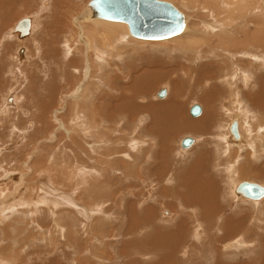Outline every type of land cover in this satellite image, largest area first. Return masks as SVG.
<instances>
[{"label": "rangeland", "instance_id": "rangeland-1", "mask_svg": "<svg viewBox=\"0 0 264 264\" xmlns=\"http://www.w3.org/2000/svg\"><path fill=\"white\" fill-rule=\"evenodd\" d=\"M62 1L65 0H0V25L3 24L4 28L0 32V194L5 191L6 195L32 200L42 188L47 189L45 203L28 205L17 200L20 204L3 214L0 220V264H184L181 254L185 246L192 249L185 257L188 260L186 264H205L210 251L198 247L200 244L195 238L196 235L201 236L198 224L206 223L202 220L205 219L211 225H219V221L222 224L228 216L234 220L240 217L245 220L247 216L241 230L237 226L238 230H234L233 236L241 231L247 236L246 239H251H243L239 245H233L234 253L227 256L230 260H224V264L228 261L242 264L250 261V258L264 255V201L260 202L264 199L253 201L254 203L251 201L253 205L249 203L250 200H246L249 208L243 206L247 202L233 193V185L228 182L231 177L229 169L233 163L237 165L236 168L251 169L241 175V181L250 180L264 185V65L260 64L264 61V47L259 43L247 42L251 30L255 28L251 19H264V0H259L262 4L253 0L252 11L246 14L240 12L242 14L238 17H230L226 8L236 9L238 6L232 3L242 0H172L173 4L181 6L184 10L179 8L188 14L189 25L195 30V34L200 37L204 35L203 39L208 40L203 43V49L199 52L201 54L197 53L194 60L192 58V61L187 62L185 53H192H182L179 50L182 48V43H178L181 40L158 44L122 33L116 43L119 51L121 47L122 56L109 60L110 67L105 66L106 58L97 66L94 58L90 57L91 64L95 67L94 76L92 72L87 76L86 57L81 51L72 49L73 45L80 47L75 41L79 36L75 32L77 29L74 19L82 15L90 0H66V3ZM222 5L226 7L222 8ZM59 12L61 18L57 17L59 20H56ZM24 17L31 18V31L21 38L14 29L17 22ZM206 20L222 22L226 26L225 30L218 31H225L224 37L212 36L205 28ZM225 22H229L228 25ZM92 25L95 24H89ZM98 27L100 28L97 26V29ZM133 39H140V42ZM68 44H71L70 47ZM119 51H115L114 56ZM177 53L178 57H175ZM250 54L257 55L258 58L253 59ZM146 58H151L152 63L146 62ZM169 58L187 62V69L190 68L188 63L192 64L197 72L199 70L197 78L200 80L190 82L189 76L183 75L179 68L177 71L182 73V78L178 80L175 77L173 83L172 80H167L164 73L161 79L151 81V76H137L139 72L155 68L160 60V63H166ZM203 67L210 71L206 77H202L205 73ZM242 67L248 70L253 68L250 69L252 76L247 86H243L245 82L240 80L244 79L237 78L236 75ZM136 71L139 72L136 74ZM226 75L227 78L231 77L227 81L224 78ZM84 83L89 86L81 98V104H78V107L86 105L83 115H80L86 128L82 130L81 122L75 121L77 111L76 105L71 103V97ZM238 87H241L240 91L247 87L240 95L248 108L246 114L254 116L256 120L258 116L255 114H258V120H262L257 122L252 121V118H245L248 121L245 132L252 147L247 144L243 147H231L221 138L231 119V113L225 112L222 106L226 105L231 111L235 104L232 99L233 88L235 90ZM162 88L167 89V94L159 98L157 93ZM249 91L251 95L248 94ZM175 92L178 93L177 96L181 93L180 100ZM87 93H90L92 101L89 94L88 101H85ZM11 94L16 99L14 104L8 102ZM93 101L97 107L101 104L102 107L105 106L102 108L104 113L109 112L105 117L108 121L99 118L102 122L99 133H103L104 141L100 140L99 134L93 128L94 114L90 112ZM164 103L170 105L166 107L168 114L182 116V125L201 121L207 112L209 118L211 117L210 121L205 128L200 125L196 130L181 127L177 131H166L169 136L166 133L161 134L170 137L171 144L166 152H160V140L153 125L158 128L157 125L162 122L153 123L154 109L151 110V106L159 105L156 110L163 115L166 114V108L165 112L162 111ZM194 103H200L203 107L199 116H192L190 113V107ZM174 105H180V108L176 106L179 110L173 111L176 109ZM178 127L180 125L176 128ZM186 135H193L197 140L189 149H182L180 140ZM166 137L163 138L165 141ZM136 138L143 143L139 142L142 147L140 146L141 152H137V155L130 146V140ZM256 144L263 145L259 148ZM129 149L124 171L123 162L117 155L129 152ZM158 168L159 171L156 172ZM188 168L192 170L181 176ZM84 170L86 173L90 172L84 176ZM10 171L14 175L23 174L22 182H15L13 174L4 179ZM42 176L45 179L44 186L39 182ZM202 177L204 180L212 179V187L217 196L216 208L221 211L218 212L219 215L211 213V205L208 210L213 214L212 217H204V206L201 203L206 200L204 196L207 191L201 188ZM190 180L195 184L194 191L189 189ZM95 182L99 183L96 185ZM27 186H30L29 190ZM32 189L33 192L27 198ZM146 207L153 208L152 217H147ZM103 209L104 212L101 211ZM167 209L171 214H166ZM87 213H91L90 218ZM143 216L152 221L147 219L150 221L147 222ZM254 216L256 218L253 220ZM257 218L261 221L256 220ZM211 225L207 226L211 228ZM214 231L217 230L214 228ZM208 236L213 238L210 234ZM239 236L235 235L233 239ZM180 237L181 243L178 242L177 247H173L172 244ZM233 239L226 238L227 241ZM254 241L257 242L256 245ZM146 242L156 247L157 250H153L155 253L147 248L149 243ZM240 245L243 250L235 248ZM212 254L214 253L211 251L209 257L213 256V260L210 264L215 262L216 256Z\"/></svg>", "mask_w": 264, "mask_h": 264}, {"label": "bare ground", "instance_id": "bare-ground-1", "mask_svg": "<svg viewBox=\"0 0 264 264\" xmlns=\"http://www.w3.org/2000/svg\"><path fill=\"white\" fill-rule=\"evenodd\" d=\"M165 1H167V0H165ZM172 0H170L169 2H171ZM205 1V0H204ZM221 1H223V0H221ZM220 1V2H221ZM226 1H229V0H226ZM240 1V0H239ZM256 1H259V0H256ZM256 1H254V2H256ZM263 1V0H262ZM261 1V2H262ZM63 3H66V0L65 1H62ZM192 2V1H191ZM213 2H215V0L213 1ZM218 2H219V0H218ZM237 2H238V0H237ZM251 2H253V0H242V1H240L239 3H232V5H235V6H238L236 9H234L233 8V10H230V8L229 7H227L226 9H227V12L229 13V16L231 17L232 15H233V17H238V15H240V14H242V13H240V12H244L245 14L247 13V12H249V11H252L251 10V7L254 5V4H252ZM260 2V1H259ZM260 2V3H261ZM1 3V2H0ZM46 4H47V1L45 2ZM68 3H70V2H68ZM171 3H173V1L171 2ZM192 3H194V2H192ZM206 3V2H205ZM231 3V2H230ZM11 4V3H10ZM89 2L87 3V5L85 6V8H84V10H83V13H82V15L80 16V17H78V18H75L74 19V24H75V27H76V35L77 36H79V38L77 39V40H75V41H77V43L78 44H80V47H78L77 45H73V47H72V49L73 48H75V49H77L79 52L81 51V53H82V55H84L85 57H86V60H87V62H85L86 63V70H87V76H89V73L90 72H92V74H93V76H94V74H95V67L91 64V60H90V57L92 56L93 58H94V60H95V62H96V64H97V66H99L100 65V63L101 62H103V58H106L107 59V62L105 63V66H107V67H110V64H109V60H113V57H117L118 59L119 58H121V52H122V50H121V47H120V51L117 49V47H116V43L118 42V39H120V37H122V35L123 34H131L130 36L132 37V36H134V35H132V33L130 32V30L128 31V28H129V26L127 27V22H124V21H114V20H108V19H104V18H100V17H98V16H94L93 15V12H92V9L89 7ZM220 4V3H219ZM221 4H222V2H221ZM224 4V3H223ZM256 4V3H255ZM258 4V3H257ZM262 4V3H261ZM2 5H4V3H2ZM175 5V4H174ZM185 5V4H184ZM183 5V6H184ZM227 5V4H226ZM226 5H222V8H225L226 7ZM12 6V5H11ZM176 6V5H175ZM257 6V5H256ZM4 7V6H3ZM3 7H1V8H3ZM180 11H182L179 7H181V6H176ZM219 7H220V5H219ZM255 7V6H254ZM262 7V6H261ZM9 8V7H8ZM182 8V7H181ZM217 8H218V6H217ZM183 9V8H182ZM184 10V9H183ZM219 10V9H218ZM1 11V10H0ZM226 11V10H225ZM183 12V14H184V21H185V26H184V29L180 32V33H178V34H176V35H174V36H171V37H168V38H164V39H146V38H140V39H144V40H151L150 42H152V41H155V42H158V44H160V43H163V42H172V41H174V40H181V41H179L178 43H182V48H184V49H179V50H181L182 51V53H184V51L185 52H191L192 54H190V53H185L186 55V59H185V61H192V58H193V60H194V58L196 57V54L197 53H199L200 52V50L201 49H203V43L205 42H207V41H205V38L203 39V37H205L204 35H203V37H200V35L198 36V35H196L195 34V30H193V29H191V26L189 25V17H188V14H186V12H184V11H182ZM189 12V11H188ZM219 12V11H218ZM7 13V12H6ZM201 13V12H200ZM63 15V14H62ZM218 15V14H217ZM219 16V15H218ZM61 18V16H60V12L57 14V16L55 17V18ZM26 18H29L30 19V28H29V32L27 33V34H21V32L19 31V30H16V29H14L15 30V32H19V35H20V37L21 38H23L24 36H26V35H28L29 33H30V31H31V18L30 17H26ZM56 19V20H59V19ZM223 19V18H222ZM21 20V19H20ZM218 20H219V18H218ZM226 20V19H225ZM224 20V21H225ZM252 21H253V23H254V27L255 28H253L252 30H251V32H250V35L248 36V38H247V42H249V43H254V44H261V46H263L264 47V19L263 20H260V19H258V18H253V19H251ZM208 20H206V22H205V28H206V30L210 33V34H212V36H219V37H222L223 36V33L225 32V31H218V30H225L224 28L226 27L222 22H220V21H211V22H207ZM231 21V20H230ZM19 22V21H18ZM17 22V23H18ZM89 22V23H88ZM229 23V22H228ZM228 23H226L225 22V24H227L228 25ZM89 24H95L94 26L92 25V26H89ZM231 24V23H230ZM17 25V24H16ZM1 26V25H0ZM97 26H100V28L99 29H97ZM193 26V25H192ZM225 26V27H224ZM16 27V26H15ZM196 28V27H195ZM4 28H3V24H2V26L0 27V32L3 30ZM201 29H202V27H201ZM227 31H228V29H227ZM227 31H226V33H227ZM230 31V30H229ZM201 33H202V31H200ZM123 33V34H122ZM75 33H73V35H74ZM209 34V35H210ZM72 35V36H73ZM226 35V34H225ZM231 35V34H230ZM136 37V36H135ZM218 37V38H219ZM224 37V36H223ZM227 37H228V35H227ZM76 38V37H75ZM136 38H139V37H136ZM230 38H231V36H230ZM139 39V40H140ZM125 40H128V39H125ZM131 40V39H130ZM129 40V41H130ZM137 40V39H136ZM139 40H137L138 42H140ZM220 40V39H219ZM128 41V42H129ZM133 41H135L134 39H133ZM133 41H131V42H133ZM137 41H135V42H137ZM69 42V41H68ZM67 42V43H68ZM128 42L126 43V44H128ZM130 42V43H131ZM143 42V41H142ZM219 42V41H218ZM71 45V44H70ZM70 45L68 44V46L70 47ZM120 45V44H119ZM172 45V44H171ZM77 46V47H76ZM173 46V45H172ZM176 46V45H175ZM205 46V45H204ZM84 47V48H83ZM174 47V46H173ZM186 47V48H185ZM68 48V47H67ZM126 48H127V46H126ZM81 49V50H80ZM84 49V50H83ZM102 49V50H101ZM71 50V49H70ZM175 50H177V49H175ZM115 51H119V53L117 52V54L114 56V52ZM126 52V51H125ZM179 52V51H178ZM112 53H113V55H112ZM124 53V52H123ZM169 53V52H168ZM252 53V52H251ZM180 54V53H179ZM199 54H201V53H199ZM126 55V54H125ZM127 55H130V54H128L127 53ZM183 56H184V54H182ZM124 56V55H123ZM198 56V55H197ZM250 56H252V58L253 59H257L258 58V56L257 55H252V54H250ZM15 57V56H14ZM175 57H178V53H177V56H175ZM182 57V56H181ZM198 57H200V56H198ZM110 58V59H109ZM174 59V58H173ZM233 60H234V58H233ZM145 61L146 62H148V63H152V59L151 58H146L145 59ZM183 61V60H182ZM182 61H179L178 59L176 60V61H173L172 59H168V61L166 62V63H160L161 62V60L159 61V64H157L156 66H155V68H150V69H146L145 71H143L142 73H140L139 71H136V74H137V72H139L138 73V75L137 76H139V77H148V76H151L150 77V81L151 80H154V79H161L162 77H161V75H163L162 73H164L166 76H167V80H172V83L175 81V77L176 78H178V80H179V78H182L180 75H182V73L180 72V73H178V71H177V68H179V69H181L180 71H182L183 72V75H186V76H189V78H190V82L191 81H193V83H194V81L195 80H200V78H197V74H199V70H198V72H197V70H195V68L193 67V66H191L192 64H189L188 63V65L187 66H189L190 68H186L185 67V63H187V62H182ZM235 62V61H234ZM241 63V62H240ZM249 63V62H248ZM139 64V63H138ZM238 64H239V61H238ZM253 64V63H252ZM260 64H263L264 65V61L262 62V63H260ZM236 65H237V63H236ZM259 65V64H258ZM237 66H240V65H237ZM243 66V65H242ZM244 66H246V65H244ZM254 66V65H253ZM160 67V69H158ZM196 67V66H195ZM234 67V66H233ZM236 67V66H235ZM234 67V68H235ZM249 67V66H248ZM165 68H167V69H165ZM206 68H207V66H206ZM252 68V67H251ZM250 68V69H251ZM203 69L205 70V67H203ZM236 69V68H235ZM248 70V68H243L242 67V69H240L239 70V72H236V75H237V78H243L244 80H240L241 82L242 81H244L245 83H244V85L243 86H247L248 84H249V81H250V79H251V76H252V73L250 72L251 70ZM236 70H238V69H236ZM235 71V70H234ZM201 72V71H200ZM210 74V71H206L205 70V73L202 75V77L203 76H207V75H209ZM232 74V73H231ZM180 76V77H179ZM233 76H235V74L233 75ZM160 77V78H159ZM226 77V81L228 80V79H230V78H227L228 77V75H226V76H224V78ZM172 78H174V79H172ZM235 78V77H234ZM234 78H232V79H234ZM142 79V78H141ZM197 81V82H198ZM238 81V80H237ZM261 81H263V79L262 80H260V83L262 84L263 82H261ZM180 82V81H179ZM233 82V81H232ZM145 83V85H146V82H144ZM174 84H176V83H174ZM180 84V83H179ZM226 84V83H225ZM231 84V83H230ZM260 84V85H261ZM182 85V84H181ZM196 85V84H195ZM227 85H228V83H227ZM235 85V84H234ZM234 85H232V86H234ZM236 85H237V83H236ZM87 86H89L88 84H83V85H81L78 89H77V91L76 92H74L73 93V95H72V97H71V100H72V104H74V105H76V111H77V119L75 120L76 122L78 121L79 123L81 122V124H82V126H81V128H83L82 130H84V126H83V124H84V122L83 121H81V118H80V115L82 114L83 115V112L85 111V108H86V105H81V106H79L78 107V104H81V98H83L84 97V95H85V93L88 91V87ZM183 86H184V84H183ZM240 86V85H239ZM262 87H263V85H261ZM260 86V87H261ZM195 87V86H194ZM229 87V86H228ZM143 88V87H142ZM239 88V87H238ZM238 88H235V90H234V88H233V93H232V91H231V93H232V95H233V100H234V107H235V110H233V106L231 107V111H230V108H227V106L225 105V106H222V108L224 109V111L225 112H229V113H231V115H230V122H229V124L227 125V127H225V132H224V134H223V132H222V134H223V136L221 137V138H223V140L227 143V145L228 146H238V147H240V146H245L246 144L248 145V146H250V147H252L253 145L252 144H249V141H248V136L246 135V132H245V127H246V124L248 125V121H246V117H248L249 119L250 118H252V121H259V122H261L260 120H258L260 117H259V115L258 114H255L256 116H258V118H257V120L255 119V117L253 116H250V115H248V114H246V112L248 111V108L246 107V105H244V101H243V99H242V97H240V95H241V93L243 92V91H245L246 89H247V87H246V89L244 90L243 88V91H240V89H241V87L238 89ZM249 88V87H248ZM148 89V88H147ZM167 90V89H166ZM182 90V89H181ZM258 90V89H257ZM263 90H264V88H263ZM143 91V90H142ZM144 91H145V89H144ZM175 91V90H174ZM225 91V90H224ZM262 91V90H261ZM147 92V91H146ZM259 92V95H260V91H258ZM248 93V92H247ZM257 93V92H256ZM88 94H89V96H90V93H87V95L85 96V101L87 102L88 101V98H87V96H88ZM167 94V93H166ZM178 94V93H177ZM177 94H176V92H175V95L177 96ZM184 94V93H183ZM246 94V93H245ZM249 95H251L250 94V91H249V93H248ZM262 95V94H261ZM157 96H158V93H157ZM255 96V95H254ZM165 97V96H164ZM184 97V96H183ZM182 97V98H183ZM248 97V96H247ZM256 97V96H255ZM264 97V96H263ZM159 98H163V97H159ZM180 98H181V93L177 96V99H179L180 100ZM244 98V97H243ZM89 99L91 100V96L89 97ZM258 99V98H257ZM256 99H254V101H255ZM262 100V99H261ZM15 101H16V99H15V96L13 95V94H11L10 96H9V98H8V102L9 103H11V104H14L15 103ZM92 101V100H91ZM179 102V101H178ZM232 102V101H231ZM256 102V101H255ZM259 102V101H258ZM262 102V101H261ZM173 103V102H172ZM172 103H171V106H172ZM252 103V102H251ZM257 103V102H256ZM255 103V104H256ZM165 105L162 107L163 108V112H165L164 111V108H166V107H170V105L168 104V105H166L167 103H164ZM174 104V103H173ZM200 104V103H199ZM178 105V104H177ZM176 105V106H177ZM193 105V104H192ZM191 105V106H192ZM201 105V104H200ZM73 106V105H72ZM90 106H92V108H91V110H90V112L91 113H93L94 114V116H93V128H94V130H95V132H97L98 134H99V136H100V140H105V138L102 136L103 135V133H99V132H101V121L99 120V118L101 119V120H104V119H106V121H108L107 120V118H105V117H107V113H109V112H107V113H104V109H102V108H104V107H102V104H101V106H99V107H97V105L94 103V101L92 102V104H90ZM175 106V105H174ZM175 106V107H176ZM180 106V105H179ZM179 106H177V107H179ZM254 106V105H253ZM257 106V105H256ZM152 108H151V110L152 109H154V114H153V121H155V122H153L154 124H158V123H161L162 122V124H160V125H157V126H159L158 128H155V125H153V128H154V130L155 129H157L156 130V132H157V138L160 140V144H162L163 146H161L160 144H159V146H160V149H159V151L161 152V151H164V152H166L167 150H168V147H169V145L171 144L170 143V137H166V136H161V134H163V133H166V131H170L171 129H174V130H180V128L181 127H186V129L187 130H191V129H197V128H199V125L200 126H202V127H204L205 128V126H207L208 125V123H209V121H210V118H209V113L207 112L206 113V115H205V117L202 119L201 118V121H199V122H192V120H190L192 123H189V122H186V124L185 125H182V116L180 117L179 115L177 116V114L176 113H170V114H168V112H167V108H166V114L164 113L163 115H161V114H159L157 111H159V110H156V109H159V105H157V106H154V105H152L151 106ZM177 107H176V109H174L173 111H175V110H179V109H177ZM201 107H202V105H201ZM261 107V106H260ZM119 108V107H118ZM180 108V107H179ZM191 108V107H190ZM263 108H264V106H263ZM130 109V108H129ZM143 109V108H142ZM160 110H161V108H160ZM181 110V109H180ZM7 110H5V112H6ZM127 111V110H126ZM169 111V110H168ZM207 111V110H206ZM119 112V111H118ZM129 112V111H128ZM177 112V111H176ZM203 112V107H202V111H201V113ZM101 113H104V114H102L101 115ZM162 113V112H161ZM191 113V112H190ZM201 113L199 114V115H201ZM229 113H227V114H229ZM126 114V113H125ZM176 114V116H174ZM118 115V114H117ZM127 115V114H126ZM192 115V114H191ZM199 115H197V116H199ZM85 116V115H84ZM83 116V117H84ZM111 116V115H110ZM192 116H194V115H192ZM116 117V116H115ZM130 117H132V116H130ZM92 118V117H91ZM263 118V117H262ZM130 119V118H129ZM185 119V118H184ZM111 121V120H110ZM233 123H236L237 124V126H238V134L237 135H235L234 134V132L232 131V125H233ZM211 124V123H210ZM255 124H257V123H255ZM178 125H180V127H178V128H176ZM261 125H262V123L260 124V127H261ZM222 127V126H221ZM224 127V126H223ZM259 127V126H258ZM258 127H256V128H258ZM86 129V128H85ZM153 130V131H154ZM165 130V131H164ZM202 130V129H201ZM200 130V131H201ZM207 130V129H206ZM255 130V129H254ZM257 130V129H256ZM86 131V130H85ZM199 131V130H198ZM209 131V130H208ZM208 131H207V133H208ZM248 131V130H247ZM136 132V131H135ZM151 132V131H150ZM210 132V131H209ZM249 132V131H248ZM247 132V133H248ZM134 133V132H133ZM201 133V132H200ZM229 133V134H228ZM135 134V133H134ZM154 134V133H153ZM167 134V133H166ZM169 134V133H168ZM167 134V136H169ZM209 134V133H208ZM250 134V133H249ZM252 134V133H251ZM257 134V133H256ZM258 135V137H259V134H257ZM257 135H256V137H257ZM98 137V136H97ZM144 137V136H143ZM142 137V138H143ZM166 137V141H165V139H163V138H165ZM185 137H191V138H193V141L190 143V145L189 146H183L182 144H181V141H182V139H184ZM252 137V136H251ZM255 137V136H254ZM141 138V137H140ZM97 139V138H96ZM131 139V138H130ZM151 139V138H150ZM217 139V138H216ZM98 140V139H97ZM144 140H146V139H144ZM158 140V141H159ZM197 139H196V137L195 136H193V135H186V136H184V137H182L181 138V140H180V145H181V147H182V149L183 148H190V147H192L193 146V144L195 143V141H196ZM259 140V139H258ZM256 141V140H255ZM134 142V143H133ZM139 142L140 143H142L141 141H139V139L138 138H136V140H130V146H131V148L133 149V150H135L136 151V155H137V152H138V154H139V152H141L140 150H141V147L139 146ZM260 142V141H259ZM148 143V142H147ZM146 143V144H147ZM214 143V142H213ZM221 143H223V142H221ZM225 143V144H226ZM101 144H102V142H101ZM143 144V143H142ZM220 144V143H219ZM245 144V145H244ZM100 145V144H99ZM255 145V144H254ZM261 145H263V144H261ZM261 145L260 144H256V147H261ZM103 146V145H102ZM225 149V148H224ZM228 150H229V148H227ZM34 151V150H33ZM134 151V152H135ZM224 151V150H223ZM222 151V152H223ZM230 152H231V150H229ZM233 151V150H232ZM242 151V150H241ZM255 151V150H254ZM126 152V151H125ZM125 152H122V154H120L119 156L117 155V158H120L121 160L120 161H122L123 162V168L125 169L124 171H126V167H127V162H128V160H127V157L129 156V153H130V149H129V152L127 151L126 153ZM133 152V153H134ZM222 152H220V153H222ZM225 152V151H224ZM223 152V153H224ZM229 152V153H230ZM238 152V151H237ZM228 153V154H229ZM255 153V152H254ZM254 153H252V157L254 156ZM262 153H264L263 151H262ZM234 154V153H233ZM231 155V156H234V155ZM221 155V154H220ZM223 155V154H222ZM263 155V154H262ZM123 156V157H122ZM235 156H237V154L235 155ZM224 157V156H223ZM238 157V156H237ZM263 157V156H262ZM129 158V157H128ZM236 158V157H235ZM229 159V158H228ZM231 159V158H230ZM236 160V159H235ZM210 162V161H209ZM230 162H231V160H230ZM237 162V161H236ZM236 162H234V163H236ZM119 164V163H118ZM230 164V163H229ZM232 164V166L230 167V171H229V173L231 172V177L229 178L230 180L228 181L231 185H233L232 187H233V190H234V194H237V196L238 197H243V199L246 201V200H250L249 201V203L252 201H260V200H262V199H264V195L262 196V197H260V198H250V197H247V196H245V195H243L241 192H239V191H237V187H238V185L242 182L241 181V175H244L245 174V172L246 171H248V170H251V169H245V168H236V164H233V163H231ZM250 165H252V163L250 164ZM220 166V165H219ZM254 166V165H253ZM226 168V167H225ZM34 169V168H33ZM228 169V168H227ZM41 170V169H40ZM83 170V169H82ZM113 170V169H112ZM192 170V168H188V169H186L185 171H183L182 172V174H181V176H183V175H185L186 173H188V172H190ZM194 170V169H193ZM159 171V168L157 169V171L156 172H158ZM227 171V170H226ZM36 172V171H35ZM90 172V171H89ZM89 172H87V173H89ZM164 172H166L165 170H164ZM86 172H85V170H84V172H82V174L84 175ZM86 173V174H87ZM92 173V172H91ZM129 174H131V171H129L128 172ZM179 173H180V171H179ZM11 174H13L11 171L10 172H8L5 176H4V179H7L9 176L11 177ZM42 174V173H41ZM55 174V173H54ZM85 174V175H86ZM96 174H97V172H96ZM23 175V174H22ZM22 175H20V173H17L16 175H12V178H13V180L16 182V181H21V179H22ZM39 175V174H38ZM84 175V176H85ZM98 175V174H97ZM48 176V175H47ZM230 176V175H229ZM9 177V178H10ZM57 177V176H56ZM55 177V178H56ZM94 177H97V176H94ZM58 178V177H57ZM108 178V177H107ZM39 179V178H38ZM59 179H61L60 177H59ZM109 179V178H108ZM26 180V179H25ZM202 183H201V188L204 190V191H207V194H205V196L204 197H206V200L203 202V203H201V205L202 206H204L203 207V210H204V217L205 218H207V217H209V215H210V217H212V215L213 214H211L212 212H215V214L216 215H219V213L218 212H220L221 213V211H217V208L216 207H218V204H217V196H216V194H215V191H214V189H213V187H212V179H210V180H204L203 179V177H202ZM96 181V180H95ZM241 181V182H240ZM243 181H247V182H254V183H258V182H255V181H250V180H243ZM22 182V181H21ZM39 182H42L43 183V186H44V183H45V179H43V176H42V178L41 179H39ZM48 183V182H47ZM96 183V182H95ZM99 183V182H98ZM98 183H96V185L98 184ZM20 184V183H19ZM258 184H260V185H263V184H261V183H258ZM101 185V184H100ZM0 186H1V184H0ZM20 186H22V183L20 184ZM37 186V185H36ZM48 186V185H47ZM102 186H104V185H102ZM114 186V185H113ZM213 186H215V181L213 182ZM264 186V185H263ZM15 187V186H14ZM28 187V186H27ZM29 188H30V186L28 187V189L27 190H29ZM33 188V187H32ZM98 188V187H97ZM201 188H199V190L201 189ZM24 189H25V187H24ZM92 189H94V187L92 188ZM91 189V190H92ZM189 189L191 190V191H194V190H196V188H195V184H194V182L192 181V180H190L189 181ZM3 190L4 189H2V192H3ZM26 190V191H27ZM33 190L34 189H32V190H30V192L28 193V195L26 196L27 198H29V194H31V192H33ZM232 190V191H233ZM47 191V189L46 188H42L41 189V191L40 192H38L39 194H36V198H34V199H32V200H25V199H23L22 197L21 198H17L18 196H15V197H13V195L11 196V195H6V192L4 191L2 194H0L1 195V197H0V220L2 219V217H3V214H6L9 210H12L13 208H16V206L18 205V204H20L19 202H17V200H20V202H22V203H25V204H28V205H35V204H37V203H45L46 201H47V199H46V197H44V195H45V192ZM93 191V190H92ZM91 191V192H92ZM232 191H230V192H232ZM11 192V191H10ZM9 192V193H10ZM19 192V191H18ZM26 193V192H25ZM217 193V192H216ZM232 193V195H234ZM34 195V194H33ZM201 195L203 196V194L201 193ZM10 196H11V198H10ZM182 196V195H181ZM231 196V195H230ZM3 198V199H2ZM33 198V197H32ZM241 200V199H240ZM242 201V200H241ZM264 200H262V201H260V202H263ZM211 202V203H210ZM238 202V201H237ZM247 202V201H246ZM251 202V204L253 205V203ZM259 202V203H260ZM74 203V202H73ZM210 203V205H208ZM245 203V202H244ZM248 203V202H247ZM247 203H245V204H242L243 206L245 205V206H247L248 208H249V203H248V205H246ZM256 203V202H255ZM264 203V202H263ZM263 203H260V205L262 204L263 205ZM53 204V206L55 205L54 203H52ZM60 204V203H59ZM250 204V205H251ZM41 205V204H40ZM58 205V204H57ZM212 205V211H211V213H209V210H208V206H211ZM242 205H241V207H242ZM259 206V205H258ZM38 207V206H37ZM93 207V206H92ZM184 207V206H183ZM247 207H245V208H247ZM260 207V206H259ZM98 208V207H97ZM97 208H94L93 210H96ZM238 208H240V207H238ZM237 208V209H238ZM244 208V207H243ZM87 209V208H86ZM146 209L148 210V211H146L147 213H148V215H147V217L148 216H151V213L153 212V208L152 207H146ZM189 209V208H188ZM220 209V208H219ZM222 209V208H221ZM241 209V208H240ZM251 209V208H250ZM249 209V210H250ZM261 209V207L259 208V210ZM83 210V209H82ZM182 210V209H181ZM185 210V209H184ZM184 210H182V211H184ZM224 210V209H223ZM253 210V209H252ZM256 210H258V209H256ZM258 210V211H259ZM263 210V209H262ZM262 210H261V212H262ZM97 211V210H96ZM101 211H103L104 212V209L103 210H101ZM179 211H180V209H179ZM190 211H192V210H190ZM245 211H246V209H245ZM84 212V211H83ZM85 212H87V211H85ZM134 212V211H133ZM193 212V211H192ZM253 212H254V210H253ZM260 212V211H259ZM264 212V211H263ZM58 213V212H57ZM132 213V212H131ZM145 213V212H144ZM257 213V212H256ZM51 214H54V213H51ZM88 214V213H87ZM104 214V213H103ZM102 214V215H103ZM166 214H171V212L170 211H168V209H167V211H166ZM180 214H181V211H180ZM183 215L185 214V213H182ZM193 214H194V212H193ZM196 214V213H195ZM248 214V213H247ZM255 214V213H254ZM254 214H252V215H254ZM259 214V213H258ZM261 214V213H260ZM90 215H91V213L90 214H88L87 215V217L88 218H90ZM104 215H106V214H104ZM133 215H134V213H133ZM145 215V216H146ZM245 215V214H244ZM251 215V214H250ZM54 216V215H53ZM59 216V215H58ZM256 216H257V214H256ZM259 216V215H258ZM55 217V216H54ZM144 217V216H143ZM147 217H144V220H151V219H149V218H147ZM152 217V216H151ZM245 217V216H244ZM146 218V219H145ZM246 218H247V216H246ZM246 218H245V220H246ZM253 218V220H254V218H256L255 216L254 217H252ZM251 218V219H252ZM93 219V218H92ZM138 219V218H137ZM210 219H212V218H210ZM250 219V218H249ZM259 219V221H261V219L260 218H257L256 220H258ZM57 220H60V218L58 219L57 218ZM90 220V219H89ZM136 220V219H135ZM143 220V221H144ZM147 220V222H150V221H148ZM203 221H205L206 223H201V224H198L199 226H200V230H201V236H199V235H196V240H197V243L198 244H200V245H198V247L199 248H201V250H209L210 252L212 251L214 254H212V255H215L216 257H215V262L214 263H212V264H224V260H230V258H228L227 259V256L229 255V256H231L233 253H234V250H233V245H239L238 243L241 241V240H243V239H245V241L246 240H248L249 239V237H248V239H246V237L247 236H244V234H242L241 233V231L240 232H238L237 234H235V235H240L237 239H233V237L235 236H233V232H234V230L235 231H237L238 229H240V227H242L243 226V223L245 222V220H244V218L243 217H240L239 219L237 218L236 220H234L232 217H230V216H228V217H225V219L223 220V223L222 224H220L221 222L219 221V225L217 226L215 223L213 224V225H211L207 220H205V219H202ZM263 220V219H262ZM152 221V220H151ZM214 221V220H213ZM56 222V221H55ZM145 222V221H144ZM185 222V221H184ZM88 223V222H87ZM86 223V224H87ZM177 223H178V221H177ZM182 223V222H181ZM197 223H199V221H197ZM258 222H254V224H257ZM260 223V222H259ZM56 224V223H55ZM185 224V223H184ZM184 224H183V226H184ZM207 225H211V228L209 227V226H207ZM253 225V224H252ZM251 225V226H252ZM264 225V224H263ZM179 226V225H178ZM187 226V225H186ZM215 226H217V227H215ZM237 226H238V229H237ZM261 226V225H260ZM253 227V226H252ZM214 228L217 230L216 232L214 231L213 232V230H214ZM220 228V229H219ZM257 228H258V225H257ZM263 228V227H262ZM182 229V228H181ZM184 229V228H183ZM188 229V228H187ZM264 229V228H263ZM180 229H178V231H179ZM241 230V229H240ZM261 230V229H260ZM177 231V230H176ZM196 230L194 229V232H195ZM263 231V230H262ZM187 232H188V230H187ZM186 232V233H187ZM179 233V232H178ZM178 233H175V234H178ZM257 233V232H256ZM262 233H264V231L262 232ZM162 233H160V235H161ZM167 234H169L168 232H167ZM180 234V233H179ZM212 235L213 236V238H210L208 235ZM183 235V234H182ZM249 235V234H248ZM174 236V235H173ZM211 236V237H212ZM255 236V235H254ZM259 236V235H258ZM257 236H255V238H256ZM262 237V236H261ZM261 237H260V239H261ZM226 238H229V239H233L232 241L231 240H229V241H227L226 240ZM254 238V239H255ZM71 239V238H70ZM186 239V238H185ZM251 239V238H250ZM249 239V240H250ZM149 240V239H148ZM177 240V242H175V243H173L172 244V246L174 247V245L176 246V243H178V242H180V240H181V237L180 238H178V239H176ZM225 240V241H224ZM253 240V239H252ZM140 241V240H139ZM153 241V240H152ZM171 241V240H170ZM173 241H175V239L173 240ZM172 241V242H173ZM182 241V240H181ZM187 242V241H186ZM242 242H244V241H242ZM260 242V244L262 245V242L261 241H259ZM147 243H149V242H146V244ZM181 243V242H180ZM247 243V242H246ZM245 243V244H246ZM254 243H255V245H256V241H254ZM154 245H155V243H153ZM245 244H243L242 243V245H245ZM249 244V243H248ZM250 244H252V242L250 243ZM249 244V245H250ZM145 245V244H144ZM191 246H192V243L190 244ZM197 245V244H196ZM254 245V244H253ZM254 245V246H255ZM252 246V245H251ZM137 247V246H136ZM177 247V246H176ZM197 247V246H196ZM248 248V246H245V248ZM257 247V246H256ZM256 247H255V249H256ZM260 247V245L258 246V248ZM263 247H264V245H263ZM147 248L149 249V250H152V252H153V250L155 251V250H157L156 249V247L155 246H153L151 243H149V246H147ZM194 248V247H193ZM236 249L237 248H240V249H244L243 248V246H239V247H235ZM253 248V247H252ZM201 250H199V251H201ZM248 250V249H247ZM251 250V249H250ZM182 251V250H181ZM191 251H192V249L191 248H187V246H185V248L183 249V251H182V258H183V263L184 264H186V262L188 261V260H186L185 259V257L186 256H188V254H190L191 253ZM249 251V250H248ZM190 252V253H189ZM210 252L208 253V258H207V261H206V263L205 264H210V262H211V260H210V258H212V260H213V256L212 257H209V254H210ZM237 252V251H236ZM257 252V251H256ZM259 252V251H258ZM153 253H155V252H153ZM162 253H164V252H162ZM201 253V252H200ZM242 253H243V251H242ZM175 253H173V255H174ZM177 254V253H176ZM258 254V253H257ZM163 255H165V254H163ZM167 255V254H166ZM252 255V254H251ZM262 255V254H261ZM146 256V255H145ZM175 256V255H174ZM176 257V256H175ZM236 257H237V255H236ZM189 258V257H188ZM251 260L250 261H248V262H242V264H264V255H262V256H259V257H253V258H250ZM1 260V259H0ZM156 263V262H155ZM175 264V263H174ZM227 264H238V263H235L234 261H232V262H227Z\"/></svg>", "mask_w": 264, "mask_h": 264}, {"label": "water", "instance_id": "water-1", "mask_svg": "<svg viewBox=\"0 0 264 264\" xmlns=\"http://www.w3.org/2000/svg\"><path fill=\"white\" fill-rule=\"evenodd\" d=\"M89 7L93 15L100 18L127 22L132 35L146 39H164L180 33L185 26L184 14L173 3L165 0H90ZM30 28V19L22 18L15 29L21 34H27ZM166 88L158 92L159 97H164ZM202 107L194 103L190 112L197 116ZM232 131L238 134L236 123ZM193 141L191 137L182 139L183 146H189ZM237 191L250 198H260L264 195V186L254 182L242 181Z\"/></svg>", "mask_w": 264, "mask_h": 264}, {"label": "crops", "instance_id": "crops-1", "mask_svg": "<svg viewBox=\"0 0 264 264\" xmlns=\"http://www.w3.org/2000/svg\"><path fill=\"white\" fill-rule=\"evenodd\" d=\"M210 260H212V258H210Z\"/></svg>", "mask_w": 264, "mask_h": 264}]
</instances>
